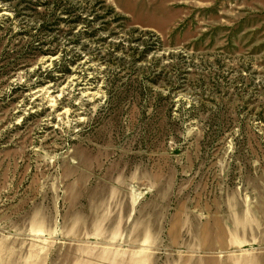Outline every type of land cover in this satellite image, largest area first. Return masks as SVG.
I'll use <instances>...</instances> for the list:
<instances>
[{"label":"rangeland","instance_id":"rangeland-1","mask_svg":"<svg viewBox=\"0 0 264 264\" xmlns=\"http://www.w3.org/2000/svg\"><path fill=\"white\" fill-rule=\"evenodd\" d=\"M0 264H264V0H0Z\"/></svg>","mask_w":264,"mask_h":264},{"label":"trees","instance_id":"trees-1","mask_svg":"<svg viewBox=\"0 0 264 264\" xmlns=\"http://www.w3.org/2000/svg\"><path fill=\"white\" fill-rule=\"evenodd\" d=\"M23 2H25V3H27V4L29 3L28 7L31 6V5H33V3L30 4V2H28V1H23ZM73 15H74V14H73ZM117 17H119V16H117ZM73 20H74V21H78V20H79V16L74 15ZM64 70L67 71V68L65 67ZM51 72H52L51 69H49V70L47 71V73H51ZM47 73H46V74H47ZM49 79H53V76L48 75L47 80H49Z\"/></svg>","mask_w":264,"mask_h":264}]
</instances>
